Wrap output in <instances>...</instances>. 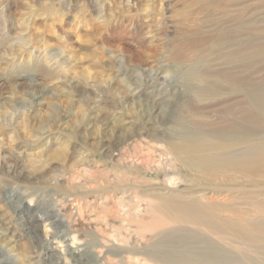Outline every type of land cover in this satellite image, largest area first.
Masks as SVG:
<instances>
[{
	"label": "rangeland",
	"instance_id": "374dc122",
	"mask_svg": "<svg viewBox=\"0 0 264 264\" xmlns=\"http://www.w3.org/2000/svg\"><path fill=\"white\" fill-rule=\"evenodd\" d=\"M259 88L264 0H0V264H168L143 227L168 189L264 217V173L205 182L169 146L264 144V121H246ZM233 115L237 148L217 131ZM231 239L237 264H264L261 242Z\"/></svg>",
	"mask_w": 264,
	"mask_h": 264
},
{
	"label": "bare ground",
	"instance_id": "6f19581e",
	"mask_svg": "<svg viewBox=\"0 0 264 264\" xmlns=\"http://www.w3.org/2000/svg\"><path fill=\"white\" fill-rule=\"evenodd\" d=\"M159 97L161 98V96ZM151 101L154 102L155 100L153 99L150 100V102ZM250 101L251 106L254 108L249 112L248 117L246 116V121L256 122L260 125L264 121V88L251 91ZM233 117L235 118L227 128H220L217 131L222 137L227 136L225 138V140L228 141L227 146L237 148L238 143L241 142H239L240 135L242 132L247 133V129L238 122L241 120L239 116L233 115ZM209 137L206 138L203 134L195 137H187L186 135L180 140L176 139L171 141L169 143L170 150L175 155L176 160L180 162L184 168H194L199 174H203L202 179H204L205 182H218L220 179L215 178L218 174H241V171H244L248 173V180L233 179L231 182H227L225 179L223 181L221 179L220 183L226 185H241V183H244V185H256L258 181L254 177L258 176L257 173H264V144L249 143L248 153H236L233 154V156L223 158V156L220 155L221 153L216 155V152L212 150L215 149L220 151L222 146L209 140ZM210 149L212 151H210ZM217 153L219 152L217 151ZM200 177H202V175ZM195 188L197 189V187ZM168 190L167 193L159 194L160 196L157 195V197L152 199L149 209L150 219L143 225L146 231L154 232L155 237L158 238L156 242L153 243V247L160 249V259L166 261L165 263L237 264L238 258L228 254L230 251L227 246H225L227 243H225V245L221 244V241L226 242L228 235H231L233 237L231 240L239 242L241 246L243 240L246 239L261 242L256 246V249L261 253L264 252V217L254 216L252 219L244 222L242 217L245 213L236 211V209H234L236 205H231L233 207L231 209L225 208V206L221 204L218 205L216 203L203 201L198 198L199 196H195L194 194L190 196L176 193L171 189ZM253 197L254 195L251 196L250 194V198ZM260 207L264 209V205L256 204V208ZM227 212L231 213L233 217H223L222 214ZM239 215H242V217H239ZM33 223V218H30L26 223V227L33 233L32 235H35L36 238L39 239L40 235ZM212 237H216L219 241L217 239V241H212ZM169 245L172 246L171 250H165L164 248ZM232 246L234 249L237 248L235 247L236 245H231V247ZM239 250L242 252L245 250V247H242V249L240 247ZM73 253L76 254L77 252H71V254ZM65 260L66 259L63 257L52 254L48 256L46 264H64Z\"/></svg>",
	"mask_w": 264,
	"mask_h": 264
}]
</instances>
